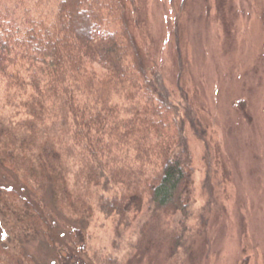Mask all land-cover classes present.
I'll return each mask as SVG.
<instances>
[{"label":"trees","instance_id":"1","mask_svg":"<svg viewBox=\"0 0 264 264\" xmlns=\"http://www.w3.org/2000/svg\"><path fill=\"white\" fill-rule=\"evenodd\" d=\"M181 94L147 68L122 0H0V165L22 183L0 184V264H36L25 244L49 235L27 192L51 190L70 221L112 219L119 231L146 205L188 231V130L201 124Z\"/></svg>","mask_w":264,"mask_h":264},{"label":"rangeland","instance_id":"2","mask_svg":"<svg viewBox=\"0 0 264 264\" xmlns=\"http://www.w3.org/2000/svg\"><path fill=\"white\" fill-rule=\"evenodd\" d=\"M122 2L147 68L178 96L189 93L201 124L188 130L196 187L188 231L179 214L159 217L146 205L119 231L112 219L70 221L51 190L39 201L27 192L51 227L26 252L36 264H94L102 253L122 264H264V0ZM0 184L22 187L1 165Z\"/></svg>","mask_w":264,"mask_h":264}]
</instances>
